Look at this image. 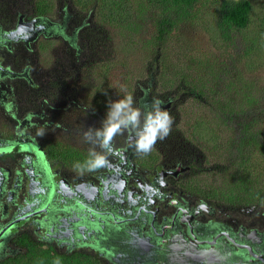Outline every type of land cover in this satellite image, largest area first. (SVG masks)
Returning a JSON list of instances; mask_svg holds the SVG:
<instances>
[{
    "label": "flooded vegetation",
    "instance_id": "obj_1",
    "mask_svg": "<svg viewBox=\"0 0 264 264\" xmlns=\"http://www.w3.org/2000/svg\"><path fill=\"white\" fill-rule=\"evenodd\" d=\"M96 20L73 0H0V262L30 242L102 264H264V203L212 187L192 98L159 66L134 70L127 95L142 113L161 101L170 134L147 154L132 128L110 151L85 141L108 117L97 96L114 62L98 54ZM92 149L108 166L81 174Z\"/></svg>",
    "mask_w": 264,
    "mask_h": 264
},
{
    "label": "trees",
    "instance_id": "obj_2",
    "mask_svg": "<svg viewBox=\"0 0 264 264\" xmlns=\"http://www.w3.org/2000/svg\"><path fill=\"white\" fill-rule=\"evenodd\" d=\"M73 1L77 6L90 4L101 21L119 28L128 23L129 8L137 16L148 15L152 20L148 24V40L139 52V64L133 69L125 57L108 63L106 70H102L104 77L97 97L107 99L108 105L125 99L134 70L159 66L160 74L170 77L171 88L179 87L189 93L192 98L189 104L204 114L193 133L212 140L209 158L214 168L207 174L216 182L212 187L226 188L222 189V195L230 194L237 204L264 203V84L260 78L249 80L242 75L244 71L264 68V0ZM210 1L219 41L227 48L238 34L246 43L241 53L233 57L234 67H244L242 73L230 65L231 61L229 64L211 52L201 53L197 59L185 56L179 62L167 54V38L173 33L177 35L182 25L197 20V6ZM233 69L236 73L230 72ZM252 160L261 165L253 164ZM25 245L24 253L0 264H102L100 259L86 253L60 255L40 244Z\"/></svg>",
    "mask_w": 264,
    "mask_h": 264
},
{
    "label": "rangeland",
    "instance_id": "obj_3",
    "mask_svg": "<svg viewBox=\"0 0 264 264\" xmlns=\"http://www.w3.org/2000/svg\"><path fill=\"white\" fill-rule=\"evenodd\" d=\"M197 9L199 12L197 20L182 25L180 29H178L177 35L173 33V35L167 38V54L179 62L184 60L185 56L197 59L201 53L211 52L213 56L222 57L224 61L229 64L231 61L230 65L233 66V57L241 53L243 50L242 47H245L246 43L242 40L241 36L236 34L234 35L236 40L233 42L232 46L228 43L226 48L218 39V31L214 29L215 15L214 6H212L211 1L208 4L197 6ZM128 15V23L120 28L119 26L96 20L95 23L98 28L97 31L93 33L92 40L98 45L99 55L111 61L125 57V59H128L131 64H133L134 69L136 63L139 64V52L141 47L144 42L148 40L147 35H150L148 32V24H150L152 20L147 18L148 15L144 18L140 15L137 16L131 11V8L128 9ZM98 43L103 45L99 46ZM234 68L237 69V71L239 70L240 73L244 71L242 65ZM235 69L230 72L236 73ZM242 75L246 78L248 77L249 80H253L256 77L260 78L262 80L261 83L264 84V68H260L257 72L244 71ZM189 108L193 109L190 104ZM196 115L198 117H191L194 119V122L204 119V117H201L204 115L201 111L196 112ZM196 141L201 148L202 145H206L204 142L208 144L206 145L208 147L212 144V140L205 136H201V138L196 136ZM252 163L258 166L261 165L257 160H252Z\"/></svg>",
    "mask_w": 264,
    "mask_h": 264
},
{
    "label": "clouds",
    "instance_id": "obj_4",
    "mask_svg": "<svg viewBox=\"0 0 264 264\" xmlns=\"http://www.w3.org/2000/svg\"><path fill=\"white\" fill-rule=\"evenodd\" d=\"M18 29L17 31H21ZM123 88V86H122ZM161 101H154L151 109L144 113L132 106L131 96L111 102L108 117L101 129L89 130L84 133L86 142H91L102 150L110 151V144L118 133L132 128L136 130L134 143L135 150L140 154L151 152L158 140L165 139L171 131L172 117L167 111L160 108ZM108 166L104 154L94 149L88 153V159L83 163L74 164V169L79 173L93 172Z\"/></svg>",
    "mask_w": 264,
    "mask_h": 264
}]
</instances>
